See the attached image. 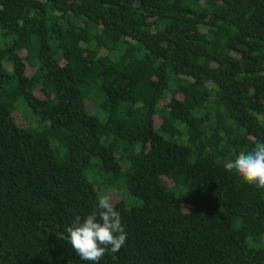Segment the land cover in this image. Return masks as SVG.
Masks as SVG:
<instances>
[{
  "label": "trees",
  "instance_id": "trees-1",
  "mask_svg": "<svg viewBox=\"0 0 264 264\" xmlns=\"http://www.w3.org/2000/svg\"><path fill=\"white\" fill-rule=\"evenodd\" d=\"M257 142L264 0H0V264H92L66 229L112 191L141 205L99 264H264L223 167Z\"/></svg>",
  "mask_w": 264,
  "mask_h": 264
},
{
  "label": "clouds",
  "instance_id": "clouds-1",
  "mask_svg": "<svg viewBox=\"0 0 264 264\" xmlns=\"http://www.w3.org/2000/svg\"><path fill=\"white\" fill-rule=\"evenodd\" d=\"M223 167L234 171L244 183L264 189V142H257L250 151H242L235 159L224 161ZM66 232L75 253L92 264H99L109 251L118 253L128 239L121 213L109 194L98 198L96 209L90 214L77 215Z\"/></svg>",
  "mask_w": 264,
  "mask_h": 264
},
{
  "label": "rangeland",
  "instance_id": "rangeland-1",
  "mask_svg": "<svg viewBox=\"0 0 264 264\" xmlns=\"http://www.w3.org/2000/svg\"><path fill=\"white\" fill-rule=\"evenodd\" d=\"M29 111V115H25L26 117H27V119H29V118H31L32 117V114H31V112H30V110H28ZM27 111V112H28ZM30 120V119H29ZM91 180V179H90ZM107 194H109V195H111L112 197H114V198H116V200H125L126 202H127V204L129 205V206H140L141 205V201H140V199H138V198H135V197H132L131 195H129L127 192H125L124 194L123 193H117V192H115V191H112V192H109V193H107ZM117 194V195H116ZM102 195V194H101Z\"/></svg>",
  "mask_w": 264,
  "mask_h": 264
}]
</instances>
